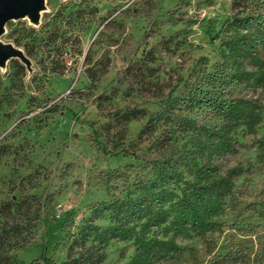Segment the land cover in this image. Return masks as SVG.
Segmentation results:
<instances>
[{
    "label": "rangeland",
    "instance_id": "obj_1",
    "mask_svg": "<svg viewBox=\"0 0 264 264\" xmlns=\"http://www.w3.org/2000/svg\"><path fill=\"white\" fill-rule=\"evenodd\" d=\"M232 1L46 0L38 25L6 22L1 40L22 48L32 71L18 58L0 68V203L25 191L44 205L34 240L14 250L18 264L43 256L58 264L89 219L121 223L112 207L97 211L101 202L142 195L154 177L150 160L178 154L199 155L226 176L216 227L189 237L151 227L173 248L148 259H133V240L112 239L103 264H264V61L236 63L225 50L229 33L214 35ZM201 81L212 96L254 105L255 118L232 126L220 145L205 135L230 121L200 101ZM137 110L146 114L127 118ZM204 139L209 148L198 147ZM192 168L180 166L183 179L169 188L180 193Z\"/></svg>",
    "mask_w": 264,
    "mask_h": 264
},
{
    "label": "trees",
    "instance_id": "obj_2",
    "mask_svg": "<svg viewBox=\"0 0 264 264\" xmlns=\"http://www.w3.org/2000/svg\"><path fill=\"white\" fill-rule=\"evenodd\" d=\"M231 6V16L214 35L229 33L228 36H230L225 41V50L228 58L236 63L247 56L256 63L263 62L264 16L259 13V10L264 8V0H233ZM210 75L209 73L208 77ZM207 82L201 81L195 85V91L197 90L200 94L198 95L200 101L203 100L211 108L217 109L230 121L229 124H223L222 127L205 135V139L210 136L218 137L217 145H220L226 141L224 140L226 133L232 126L250 123L244 121L246 116L251 120L255 118L254 105L248 100L230 99L220 94L212 96L210 92L204 91ZM129 113L128 119L146 114L144 110ZM161 113L160 111L150 112L148 121L138 133L139 139H142L144 133L154 129L153 125L155 126ZM205 139L198 141V147L209 148V143ZM188 150L190 153L194 151ZM199 157L195 154L187 159L178 154L175 157L159 155L151 159L154 177L149 182L145 181L142 186V195L137 198L118 200L111 205L102 201L97 208L100 212L112 207V217L117 218L121 223L109 224L101 228L89 219L87 224L74 233L65 258L58 264H103L105 256L103 248L112 239L133 240L140 248L139 254L133 257L135 260L141 256L148 259L162 248H173L171 240H158L149 235L147 231L151 227L162 226L164 230H170L175 235L185 237L191 236L192 232L205 233L206 230L214 229L216 227L214 216L222 207L223 197L229 193L230 185L227 184L226 176L216 175L209 163L204 160L198 162ZM189 163L193 167V179L180 193L170 189V184L183 179L179 167L189 166ZM30 181L27 182V187L37 186ZM43 206L40 196L25 191L19 196L8 195L0 203V264H18L14 250L24 249L34 240ZM28 264L55 263L43 256L41 260L34 258Z\"/></svg>",
    "mask_w": 264,
    "mask_h": 264
},
{
    "label": "water",
    "instance_id": "obj_3",
    "mask_svg": "<svg viewBox=\"0 0 264 264\" xmlns=\"http://www.w3.org/2000/svg\"><path fill=\"white\" fill-rule=\"evenodd\" d=\"M46 0H0V68H5L7 61L18 58L26 66L28 72L32 71L31 60L22 48L11 42H4L1 36L6 32L5 24L8 20L27 18L34 26L40 23L42 11L46 10Z\"/></svg>",
    "mask_w": 264,
    "mask_h": 264
}]
</instances>
